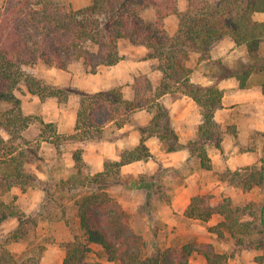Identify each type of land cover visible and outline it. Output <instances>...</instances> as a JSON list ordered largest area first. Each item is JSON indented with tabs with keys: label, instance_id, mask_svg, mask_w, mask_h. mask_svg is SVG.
I'll return each mask as SVG.
<instances>
[{
	"label": "trees",
	"instance_id": "trees-1",
	"mask_svg": "<svg viewBox=\"0 0 264 264\" xmlns=\"http://www.w3.org/2000/svg\"><path fill=\"white\" fill-rule=\"evenodd\" d=\"M149 8L157 12L154 22L146 21L142 15ZM255 13H264V0H190L184 12L178 10L176 0H90L80 8L66 5L62 0H3L0 6V226L12 219L17 220L18 225L0 236V264H40L39 259L32 257L20 260L8 248L10 242L23 237L31 215L25 218L16 202L7 200L5 195L16 185L22 189L39 186L50 191V196L57 187H46L44 180L25 170L26 164L40 159V155L22 134L32 115L23 113L21 100L14 94L21 82L41 100L55 98L66 103L70 96H79L76 133L59 135L65 141L84 140L93 131L101 132L111 122L122 127L134 121L138 109H155L150 126L141 128L140 144L122 154L120 160L106 161L104 171L90 174L82 157L76 153V171L63 188L79 191L75 205L80 232L65 243L64 264H92L88 257L95 243L101 246L106 260L117 264H199L192 261L195 253L202 254L206 264H228L239 249L250 247L251 244L242 239L253 233L252 223L241 221L244 209L234 206L228 198L213 206L210 195L202 194L192 198L185 214L203 221L214 213L223 214L225 220L210 230L221 233L223 227L232 232L238 238L234 251L228 254L213 243L190 241L147 255L144 236L134 228L130 213L107 191L105 181L109 174H118L123 164L151 156L144 143L145 133L166 139L169 150L177 149L169 108L158 99L179 86L201 106L203 115L198 137L189 141L187 147L201 158L203 167H211L206 145L212 141L220 145L223 139L224 132L214 120L223 92L215 84L190 83L192 68L186 63L192 51H201L207 56L214 42L231 36L238 44L246 45L250 55V64L242 74H237L242 84L252 71L264 74V54L258 51L264 38V22L255 20ZM170 14L179 17V28L173 35L164 27V18ZM122 38L146 44L151 49L150 55L160 60L163 80L155 91L144 75L136 77L135 97L127 100L120 87L87 92L47 84L24 70V66L37 62L67 70L82 61L90 72H95L100 65L120 61L118 42ZM262 86L264 90V81ZM42 123L47 127L54 125ZM2 131L7 132L8 138ZM79 132L84 135L77 137ZM249 170L247 168L246 172ZM251 171V175H244L245 186L259 172L255 168ZM239 173L232 174L239 177ZM256 260L264 264V256Z\"/></svg>",
	"mask_w": 264,
	"mask_h": 264
},
{
	"label": "crops",
	"instance_id": "crops-1",
	"mask_svg": "<svg viewBox=\"0 0 264 264\" xmlns=\"http://www.w3.org/2000/svg\"><path fill=\"white\" fill-rule=\"evenodd\" d=\"M176 3L178 10L184 12L190 0H176ZM142 15L146 21L154 22L157 18V12L152 8L146 9ZM254 19L264 22V13H255ZM164 27L170 35L175 34L179 28L177 14L167 15ZM118 49L121 59L116 64L100 65L95 72H90L82 61L72 64L67 70L54 71V67H51L44 79L54 85L71 86L87 92L120 87L127 100L134 99V81L140 75L151 81L153 91L161 85L163 71L160 60L150 55L151 49L146 44H136L122 38L118 42ZM258 51L264 54V38ZM186 64L192 68L190 83L202 86L215 84L223 92L221 105L214 112V120L224 132L223 139L220 145L214 141L206 145L211 167H203L201 158L192 154L187 147L189 141L198 137L203 115L201 106L186 94L183 86H179L158 99L169 108L170 126L177 136V149L169 150L166 139L145 133L144 143L151 156L123 164L110 191L130 213L134 228L144 237H150L156 248L164 244L158 237L168 229L174 230L173 235L194 237L198 243H213L222 252L234 251L238 239L223 227L221 233L210 230V227L225 220L224 215L214 213L203 221L190 218L185 213L196 195H210L213 206L228 198L234 206L244 209L241 221L251 222L250 229L253 230L252 234L242 237L244 243L251 246L239 249L229 258L228 264H259L256 258L264 256V74L252 71L242 84L237 74H242L250 64V55L246 45L238 44L231 36L214 42L207 56H203L201 51H192ZM35 97L33 101L40 103L39 111L30 109V103L24 100V108L28 112H39L44 121L56 124L59 133H76L80 101L77 96H70L66 103H60L55 98L41 100ZM154 111L138 109L133 122L125 123L122 127L111 122L101 132L93 131L84 140L70 143L72 167L75 163L73 151L81 147L88 172L95 174L104 171L106 161H118L122 154L140 144L143 137L141 128L150 126ZM49 149L53 150L54 147ZM45 161L50 169L51 159ZM247 168L250 169L248 172ZM252 168L259 172L245 186L244 175H251ZM236 171L240 172L239 177L233 176L232 173ZM39 178L45 180L46 174L42 173ZM31 192L40 195L38 203L44 199L45 192L40 187ZM127 195L138 199H127ZM77 225L78 229L73 230L67 220L52 223V229L49 228L54 232V237L46 245L40 264H64L65 243L80 232L79 217ZM256 244L261 246L257 247ZM95 245L98 244H92V248ZM170 245L171 239L166 247ZM192 261L206 264V259L199 253L192 256ZM104 262L114 263L108 260Z\"/></svg>",
	"mask_w": 264,
	"mask_h": 264
},
{
	"label": "rangeland",
	"instance_id": "rangeland-1",
	"mask_svg": "<svg viewBox=\"0 0 264 264\" xmlns=\"http://www.w3.org/2000/svg\"><path fill=\"white\" fill-rule=\"evenodd\" d=\"M62 1L66 5H70L73 8H80L86 6V4H88L90 0ZM2 3L3 0H0V6L2 5ZM49 68L51 67L44 64L43 62H37L35 64L24 66V70L27 74L41 78L47 84H52L46 79H44V75L48 74ZM58 69L60 68H53L54 71ZM14 94L21 100L23 113L25 115H32V119L28 127L22 132L23 137L31 142V146L35 150H38L40 155V159L32 163L26 164L25 170L28 173L36 175L38 178L41 176L42 173H45V186L51 188V185H57V187L55 190H52V196H50V191L46 192L44 188L40 187V189L45 192V196L44 199L39 203L38 199L40 195L38 196L35 195V192H31L37 187L28 186L26 189H22V187L16 185L11 189L10 192H8V194L5 195V198L7 200H14L16 202L20 210L26 215L25 218L28 215H31L29 220L26 221V232L21 238V240H19L17 243H10L7 246L13 252V254L17 256V258L20 260L28 259L29 257H32L36 260H40L41 255L44 249L46 248V245L50 241H52L54 237V232L51 230L52 223L67 220V224L71 227V229H78V216L76 211L75 200L79 194V191L74 189L69 190L63 187L66 185L65 181L69 179L70 175L76 171V153L77 155L82 157L83 149L81 147H76L74 149L73 158L75 163L74 167H72V156H70L69 154L71 153V149L68 146L70 143L78 141V139H69L67 141L61 140L59 135L65 134L58 132L56 124L53 123V127L44 126V124L42 123L44 119L39 112H28L26 108H24V100L28 104L30 103V109H38L39 111L40 108L39 101H33L34 97L37 95L33 96L34 94H31L28 91L24 82H21L16 87V89L14 90ZM75 96L79 98L77 94ZM2 107L7 106L2 105ZM2 134L6 138H8L7 132L2 131ZM41 134H43V138L41 137ZM82 135H84V133L79 132L77 134V137H80ZM50 147H54V149L50 150ZM48 158L51 159L52 166L50 169L47 168L45 163V159ZM83 163L86 164L84 161ZM116 181L117 176L113 173L109 174L105 181L107 182V191L115 199L117 198L113 195L112 191H110V188L113 189L115 185L114 183H116ZM126 198L130 200H133L134 198L138 199L135 196L129 195H127ZM158 224H160V221L158 222ZM17 225L18 221L16 220L5 223L3 226L0 227V236H5L11 228L16 227ZM172 232H174V230H163L158 239L164 244L158 246L157 248L155 247V244H153L152 239L150 237H144L147 243L146 254L151 255L152 253H155L158 250L162 251L163 249L167 248L166 244L168 243L169 239H171V245H182L190 241H196V238L194 237L189 238L188 236L184 235H173ZM231 252V250L226 251V253L228 254ZM88 260L92 264H108L104 262L106 261V258L103 255L102 248L98 245L93 246V252L90 253Z\"/></svg>",
	"mask_w": 264,
	"mask_h": 264
}]
</instances>
